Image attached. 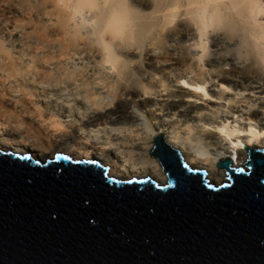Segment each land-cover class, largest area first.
I'll list each match as a JSON object with an SVG mask.
<instances>
[{
    "label": "bare ground",
    "instance_id": "1",
    "mask_svg": "<svg viewBox=\"0 0 264 264\" xmlns=\"http://www.w3.org/2000/svg\"><path fill=\"white\" fill-rule=\"evenodd\" d=\"M157 135L213 186L264 151V0H0V151L165 185Z\"/></svg>",
    "mask_w": 264,
    "mask_h": 264
},
{
    "label": "water",
    "instance_id": "2",
    "mask_svg": "<svg viewBox=\"0 0 264 264\" xmlns=\"http://www.w3.org/2000/svg\"><path fill=\"white\" fill-rule=\"evenodd\" d=\"M165 185L96 162L0 151V264H264V151L213 186L161 135Z\"/></svg>",
    "mask_w": 264,
    "mask_h": 264
},
{
    "label": "clouds",
    "instance_id": "3",
    "mask_svg": "<svg viewBox=\"0 0 264 264\" xmlns=\"http://www.w3.org/2000/svg\"><path fill=\"white\" fill-rule=\"evenodd\" d=\"M112 42L118 46L130 44V41H128L125 37H122V36H114ZM100 47H101V50H103L102 45Z\"/></svg>",
    "mask_w": 264,
    "mask_h": 264
},
{
    "label": "rangeland",
    "instance_id": "4",
    "mask_svg": "<svg viewBox=\"0 0 264 264\" xmlns=\"http://www.w3.org/2000/svg\"><path fill=\"white\" fill-rule=\"evenodd\" d=\"M1 9H4V7L2 6ZM8 15H9V16H8ZM12 15H13V14H7V17L10 18V19H8V21H9L10 23L12 22V24H13L14 21H19V20H20V21H22V20L27 21L26 17H24V16L22 17V15H19V14H16V13H15V16H16V17H15V16L12 17ZM17 16H19V18H18ZM11 17H12V18H11ZM15 19H16V20H15ZM10 20H11V21H10Z\"/></svg>",
    "mask_w": 264,
    "mask_h": 264
},
{
    "label": "snow or ice",
    "instance_id": "5",
    "mask_svg": "<svg viewBox=\"0 0 264 264\" xmlns=\"http://www.w3.org/2000/svg\"><path fill=\"white\" fill-rule=\"evenodd\" d=\"M199 91V90H198Z\"/></svg>",
    "mask_w": 264,
    "mask_h": 264
}]
</instances>
